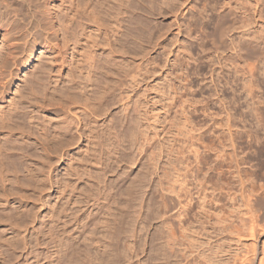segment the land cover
I'll return each instance as SVG.
<instances>
[{"label": "rangeland", "instance_id": "obj_1", "mask_svg": "<svg viewBox=\"0 0 264 264\" xmlns=\"http://www.w3.org/2000/svg\"><path fill=\"white\" fill-rule=\"evenodd\" d=\"M100 1L103 6L98 7L103 9L99 12H110L109 19L100 23L88 18L91 8L74 18L69 0L53 1L52 45H31L30 60L12 66L15 69L9 83H0V110L10 112L16 119L22 111L14 110L15 105L27 99L24 111L35 110L37 123L44 114L48 116L46 144L53 156L49 169L44 170L49 172L44 185L24 179L23 172L12 184H0V202H7L4 206L0 203L2 237L12 235L7 223L17 221L14 210L26 215L25 209L32 207L35 216L30 230L24 232L30 249L19 248L17 258L10 250L15 258L13 261L8 252L11 264H56V244L63 246L62 264H258L242 259L247 241L240 236L244 231L237 228L240 221L234 202L227 198L235 189V167L230 166L233 172L229 166L218 165L216 157L221 147L219 134L224 128L219 121L224 115L222 102L235 98L233 90L223 95L222 85L236 79L235 68L244 72L249 63L254 65L255 77L248 72L239 74L236 93H241L244 83H251L258 89V105H264V0H125L123 4L110 0L109 11L105 6L108 1ZM55 30L58 32L53 33ZM18 36L9 21L0 23V66L12 43L22 42ZM14 49L23 51L22 46ZM43 66L47 72L40 81L47 95L38 92L32 96L26 93L27 85L38 77ZM88 73L93 74L94 84L101 86L87 82L91 91L110 85L108 114L100 111L103 104L94 99L96 96L82 87L87 85V77V81H93ZM250 78L257 80L253 83L248 81ZM88 94L96 104L97 121L91 123L95 131L90 134L86 126L90 120H82L83 116L77 126L81 131L73 128L76 144L62 142L66 144L63 147L57 143L58 122L65 117L60 108L70 103L82 116L92 102L87 103ZM43 100L54 104L47 113L40 107ZM32 101L34 106L29 105ZM239 113L241 110L236 124L242 129L246 122L240 121ZM33 133L35 142L38 134ZM245 142L247 150L238 151L239 157L253 153L254 147ZM59 145L61 150L55 148ZM210 152L211 162L206 157ZM20 155L15 150L10 158L20 164L25 160ZM252 161L251 166L243 163L241 167L247 169V193L255 191V195L251 194L259 196L264 192V162ZM209 162L214 167L210 183ZM256 165L262 169L261 174ZM226 180L230 189L225 187ZM223 183L225 189L219 194ZM41 196L44 204L38 201ZM213 196H222L225 203L221 208L211 202L216 199ZM256 247L264 264V235L258 238Z\"/></svg>", "mask_w": 264, "mask_h": 264}, {"label": "bare ground", "instance_id": "obj_2", "mask_svg": "<svg viewBox=\"0 0 264 264\" xmlns=\"http://www.w3.org/2000/svg\"><path fill=\"white\" fill-rule=\"evenodd\" d=\"M53 1H55V0H0V23L2 21H9V24H12V26L16 30V32L19 33V36L17 38L19 40H22L21 43H12L11 49L7 51L6 58L3 61V64L0 66V83H2L3 86H5L6 84L9 83L8 81H10V79H11V78L9 79V77H11L13 75V72H14V69L15 68L13 69L12 66H17L18 63H20V61H23L25 63L26 61H29L30 60V57H31V54H32V49L30 48L31 45L33 47H35L37 45H40L41 43H43V45L45 47H49V46L52 45V42L50 40V35H52L51 31L53 30V26H54L53 25V6L54 5L52 4ZM105 1H108L106 3L107 5L104 4L108 8V10L107 9H105V10L109 11L110 10V0H105ZM105 1H103V2H105ZM124 1L125 0H120L119 3L123 4ZM69 2H70L69 3V7L72 10H74L73 13L75 12L74 15H72V16H74V18L76 17V15L81 14V11L82 10L83 11L84 10L88 11V9L91 8L90 12L88 13L89 14L88 15L89 16L88 18H90L91 20L93 18L95 20L93 22L103 21L104 19L106 20L107 18L109 19L108 16H110L109 15L110 12L109 13L108 12L107 13H104V12L100 13L101 12V9H103V7L101 9H100V7H98V6H101L102 5V2L100 0H96L97 4H95V1L94 0H86L85 3H83L82 0H69ZM131 2H133V1H131ZM61 5H60V7H61ZM98 8H99V10H97ZM102 11H104V10H102ZM84 12H82V13H84ZM66 14H68V13H66ZM66 16L68 18V15H66ZM70 18H73V17H70ZM71 20H73V19H71ZM98 23H100V22H98ZM55 32H56V30L53 33H55ZM19 46H22L23 47V51L22 52L19 50L20 52L18 51L19 52L18 53L15 49L13 50V48H16V47H19ZM58 49L61 52L62 48L60 46L58 47ZM20 53H24L23 54L24 56L21 55V57H19L20 56L19 55ZM59 62L60 61H58V64H59ZM61 62H63V61H61ZM92 62H94V61H92ZM96 64L97 63H95V66H96ZM59 66H61V65H59ZM59 66H57V67H59ZM91 66H94V64L91 65ZM95 66L93 68H96ZM94 70H96V69H93L92 71H94ZM234 70L236 72L235 74L233 73L235 75L234 77H236L235 80L233 78L234 81L232 80V82H234V83H232L230 81L232 83V84H230V82L228 80L227 81H224L223 80L225 82V84L223 83L224 85H222L223 86L222 87V90H221L222 91V94L226 96V95H228L227 93H228L229 90H233V91H235V96H234L235 98H233V99L231 98V101H230V99L226 98L222 102L223 103V105H222L223 108L222 109H224V111H223L224 112V115L223 116L221 115L222 118H219V119H221L219 121L223 122V125H224V128L222 129L223 131L221 130L222 132L220 131L221 134H219V136H220V139H219L220 142L219 143H221V147L222 148L221 147H219L220 149L218 148L219 151H218V155L216 154L217 155L216 158H218V165H220V166L225 165L227 167L229 166V168H230V166H234L235 167V170H234L235 171V173H234V178H235L234 184L235 185L233 184L235 186V189L233 190V193L230 192V195L231 196L228 194V197L227 198L229 200H232V202H234L233 203L234 204L233 208H234V210H236L237 219L239 218L238 220L240 221V222L238 221L239 222V226L237 225V228L240 231H244L243 235L241 234L240 236H243L246 239V241H247V245H246V248H245L246 250L244 251V253L242 255V259L244 261L255 260V261H258V264H263V256L260 255V252L258 251V249L256 247V244H257L258 238L260 236L264 235V192H262V194L259 195V196H254L255 195L254 194L255 191H253L254 193L251 192L254 195H252L250 192L247 193L248 192L247 189L249 187L246 189V187H247L246 186L247 185L246 182H248V181H246L245 180L246 177H244V176H247V169H244L243 167H241V165H243V163H246V164H249L250 165V163H251L250 161H252V160H256L258 163L259 162H264V111H263L264 105L263 106L258 105V103H257L258 101L256 100V96H257V92H258L257 90L258 89L255 88V87H253V84H251V83H248V82H246L247 84L244 83L242 85L243 86L242 87L243 90L241 91V93L240 92L239 93L238 92L236 93V91L238 90L239 82H240V81L238 82V80H237V78H239V74L240 73L245 74V73L248 72L249 75H250V77H255V73L256 72H255L254 65H252L251 63H249L248 68H247V71L244 70L245 73L244 72H240L239 67L235 68ZM44 71L47 72L46 67L43 66L42 69H41V72L38 74V77H36L38 79H36V78L33 79L27 85L28 86V90H27L26 93L31 94L32 96L38 95L37 94L38 92H39V94H42V95H45L46 94L47 95V93H44V90H46V89L43 90L44 87L41 86L42 82L40 81L42 79V76H43L42 74H43ZM96 75H98V74H96ZM88 76H91V74L89 75V73H88ZM92 76H93V74H92ZM92 76L90 78H92ZM232 76L233 75H231V77ZM84 79H85V77H84ZM87 79H89V77H87L86 80H85L86 81V84H87V82L88 83L91 82V84H94V78H92L93 81H89V80L87 81ZM230 80H231V78H230ZM240 80H241V78H240ZM255 80H257V79L256 78H252L251 80H248V81H250V82L253 81V83H254ZM105 82L107 83L108 81H105ZM98 83H101V82H98ZM241 83H242V81H241ZM80 85H82V83ZM94 85H93V87H94ZM96 85L98 86V84H96ZM87 86H89V85L87 84L86 86H82V87H84V89L85 88L88 89ZM104 86H103L104 87L103 90H101V88L95 87L96 89H100L101 90V91L99 90L100 92L97 91V93L95 91L96 90L95 88H93L92 91L90 89H88V91L90 90L91 91L90 93H93V96L92 97L96 96V97H94V99L97 100V102L100 101V103L103 104L104 107L103 106L102 107L104 109H102V107H100V109H101L100 111L104 110L103 113L104 114H108L110 112V87H109L110 85L108 86V84H107V86L106 85H104ZM98 87H101V86H98ZM80 89L81 88L79 87L78 90H80ZM85 90H83V91H85ZM88 91H86V92L88 93ZM89 94H88V96H89ZM31 95H28V96L30 97ZM90 95H92V94H90ZM26 96L27 95H25L24 98ZM225 96H223V97H225ZM1 97H2V93L0 92V98ZM92 97L89 96V97L86 98V100L88 101L87 103H89L91 101L92 102L89 103L90 104V105H88L89 108L86 106V108L88 110L86 109V112L85 113H82V116L78 113V111L75 112L73 110L74 108H72L71 105H68L70 103H67L65 101H64L63 104H65V103H67V104L64 105V106L62 105L63 106L62 108L59 107L61 109V111H63L65 113V117L62 118V121H60V122L57 121L58 122V126H59L58 129H60V134L58 132V135H57L58 138L56 137L57 140H58L57 143L60 142L62 144V142H63V144H64V142H66L68 144V146H69V145H72L75 142H77V140H76L77 139L76 138L77 135H75L76 132L75 133L73 132L75 130L73 128H77L78 123H80L82 120L86 121L85 119L91 121V122L90 121H87L89 123H86V126H87V130L90 132V134H93L92 132L95 131L94 130L95 128H93L94 126L91 123H92V121H97V118L95 116L96 115L95 113H97V111L95 109L96 108V104H94V101L95 100L94 99L92 100L91 99ZM43 98H45V97H43ZM67 98H68V96H67ZM25 100H27V99H25ZM25 100L24 101H21V102H17L18 105H15V107H14V110H16V111L19 110V112L22 111L21 113L24 114L25 117L23 116V118H22V116H21L22 114L19 113L20 114L19 115L18 112H16L18 114V116H21L20 118L23 119V122H22L21 119H19L18 116H17L16 119L17 120L19 119L18 120L19 122L16 121L15 116L13 117L10 114V112L4 111V110H0V172H1V174H0V184L5 183L6 181H10L11 184H12L13 181H15L18 178V174L21 173V172H23L24 173V179L26 177V179L28 181H30V182L32 180L33 181H36V182L40 183V185L42 186V185H44L46 183L45 182L46 179H47L46 177H48L46 174L49 173V172L46 173L44 170H46L48 168V164L52 162L51 159L53 158L52 153H50V151L52 149L49 151L48 150V146L46 144V142L49 140V132H48V130H49V123H48L49 122V118H48L47 115L44 114L43 120H39L38 123H37L35 121V115H36L34 113L35 110H31L30 112L28 110H25L24 111V109L26 107H28L27 106L28 104L25 105L23 103V102H28V100L27 101H25ZM71 100H72V97H71ZM71 100L69 99V101H71ZM30 103L31 102H29V105L34 106L33 105V101H32L31 104ZM71 104H72V102H71ZM12 105H11V107H12ZM52 105H54V104L53 103H51V104L49 103L48 104L47 102H45L43 100V103L40 104V107H41V110L43 112L47 113V111H49V109H50V106L52 107ZM99 105H101V104H99ZM244 105H245V109L243 108ZM12 110H11V112H12ZM239 110H241V113H239L241 115L240 121L245 120V122H246V124L244 123V128H242V129H238L237 124H236L238 122V120L236 121V119H237V116L236 115L238 114V111ZM16 113L13 112L12 114H16ZM101 113H99V114H101ZM9 114L14 118L15 121L13 120V118H11V116H9ZM208 115H207V117H208ZM27 116H29V117H27ZM81 117H83L82 120H81ZM245 117H248V118L247 119H244ZM38 118H39V116H38ZM128 118L131 119V117H129V116H128ZM24 120L27 121V122L24 123ZM129 121H132V119L129 120ZM207 121H208V119H207ZM35 122L37 124H35ZM213 123H215V122H213ZM240 124H241V122H240ZM84 126L85 125L82 126V129L83 130L86 128V127L83 128ZM79 127H80V124H79ZM239 128H241V127L239 126ZM107 129H108V127H107ZM77 130H79L78 132L81 131L80 128L79 129L77 128L76 131ZM209 131H211V130H209ZM33 132H37V134H38V136L36 137V139H37L36 141L37 142L36 141L35 142L33 141V134H34ZM68 133H70V135H71L70 138L68 137ZM78 135L81 136L82 134L80 135V133H79ZM84 135H86V134H84ZM92 136L93 135H91V137ZM208 136H210V135H208ZM211 136H212V134H211ZM56 138L54 137V139H56ZM210 138L211 137H209V140H210ZM39 139H41V140H39ZM20 140H21V142H20ZM34 140H35V137H34ZM245 141H247L249 143L248 146H250V144H251L254 147V149H251L252 146L250 147V149L253 150V151L248 150L249 151L248 153H250V151L253 152V153L252 154H247L246 153V156L239 157L240 155H238V151L245 150L244 148L247 146V144H245L246 145L245 147L243 146V143ZM211 142H212V139H211ZM17 143H19V144H17ZM4 145H6L7 147H5ZM36 145L39 147L38 149H37V146ZM55 145L56 144H54V146ZM62 145H61V147H62ZM65 145H63V147H65ZM97 145H98V143L96 144V146ZM101 145H102V143H101ZM101 145H99V146H101ZM58 147L60 148V145L57 146V147H55V148L59 149ZM208 147L210 149L212 148V147H210L209 144H208ZM247 148H249V147H247ZM6 149H10L12 152H15V150L19 151L21 153V155H20L21 158L22 159L23 158L25 159L24 162L19 164L18 162H16V160L10 158L11 155H12V152H8V151H6ZM59 150H61V149H59ZM61 153H63V152L61 151ZM35 156L38 158V161L37 160H34V159H37V158H34ZM206 157H207L208 161L211 162V152L208 153ZM254 163H256V162L254 161L252 163V165ZM254 166H255V164H254ZM257 166L258 165H256V167ZM260 166L263 167L262 165H260ZM208 168H209V170L211 172L209 171V173L207 174V179H208L207 181H208V183H210L213 180V170H214V167L211 164L210 167H208ZM216 168H218V167L216 166ZM253 168L254 167H252V169ZM259 169H260V167L258 168V171L262 170V169H260V170ZM221 170L224 171L222 168H221ZM231 171H233V170L231 169ZM245 172H246V174L244 175ZM218 174H220V173H218ZM222 174L224 176V173H222ZM259 174H261V171H260ZM226 177H227V175H226ZM230 180H232V179H230ZM228 181L227 180H226V182L222 181V182H224L226 184L225 187H228V184H230ZM224 183L222 184V186H220V184L218 185V186H220L219 189H221L220 192H219V194L220 193L222 194V192L225 189L224 188ZM26 186H27V183H26ZM31 187H33V186H31ZM38 187H36V188H38ZM212 187H213V185H212ZM210 188H211V186H210ZM228 188H227V190L230 189V188L229 189ZM34 190H35V188H34ZM41 190H42V188H41ZM212 190H214V188H212ZM250 191H252V190L250 189ZM212 194H213V192H212ZM22 197L24 198L25 196H22ZM8 198H9V196H6V200ZM25 198H28V196L25 197ZM215 198H216L215 196L212 197V199H215ZM212 199H210L209 201H211ZM38 201H39V203L44 204L43 199H42V196H41V198L39 197ZM213 201H215V206H216V204H218L217 205V208H221V205H223L225 203L224 200L222 199V196H218L215 200H212L211 202H213ZM216 201L219 202L220 204L219 203H216ZM0 203H1L2 206H4L7 202H5V204L2 203V202H0ZM210 204H212V203H210ZM29 205H31V204H29ZM29 205H27V206H29ZM27 208L25 209V211H27V212H25L26 215L20 214V213H22V210H20L21 212H16L13 209L14 210L13 211L14 214H16L15 215V218L14 217L13 218L15 220H17L15 222V224L12 221H10V220H9L10 222L8 221V223H7V221L5 219L6 223L10 225V228H9L10 230L9 231L12 232V235L9 234L10 237H5L4 236L5 234L4 235L2 234L4 236V237H2L1 234H0V242H1L0 243V264H11L10 261H12V260L14 261L15 258H17V255L15 256V254L17 253V250L19 251V248L22 251L23 250L26 251L28 247L30 249V246L27 244V241H26L27 240V237H26L27 235H24V234H26L24 232H28L30 230V224L33 223L32 222V220H33L32 217H35V216L32 215L34 213L31 210L32 207L30 208V206H29L30 209H27ZM59 211H61V210H59ZM10 214H8L9 217H11ZM58 214H59V212H58ZM12 216H14V215L12 214ZM58 217H60V215ZM8 219L9 218H7V220ZM56 228H58V227H56ZM53 229H54V227H53ZM108 231H110V230H108ZM58 237H59V239L60 238H63V237H60L59 235H58ZM243 237H241V238H243ZM49 238H50V236H49ZM55 239H57V238H55ZM59 239H57V241ZM31 240H33V239H30V242H32ZM59 243H60V241H59ZM63 244H64V241H63ZM56 245H59L60 246V244H56ZM59 246H57V250L55 249V252L57 251V254L55 253L57 255V257L56 256L55 257L58 258V260L55 258L58 261V263L55 262L56 264H62L60 258H61V256L64 255L63 252H62L63 254L61 255V248L63 246L62 245L60 247ZM10 250H11V252H13L15 258H14V256H11ZM63 250H64V248L62 249V251ZM8 252H10L11 258L13 257L12 260L10 259V256H9V253ZM45 257L48 258L49 256H45ZM19 264H20V262H19Z\"/></svg>", "mask_w": 264, "mask_h": 264}]
</instances>
